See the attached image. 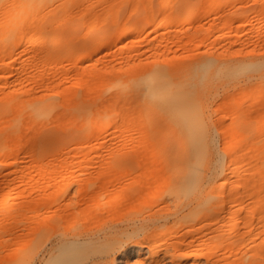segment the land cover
I'll return each mask as SVG.
<instances>
[{"label": "rangeland", "instance_id": "1", "mask_svg": "<svg viewBox=\"0 0 264 264\" xmlns=\"http://www.w3.org/2000/svg\"><path fill=\"white\" fill-rule=\"evenodd\" d=\"M22 31L38 44H18ZM153 69L160 111L139 84ZM193 108L202 161L176 191ZM193 195L192 210L173 208ZM43 204L117 224L91 252L163 226L161 264H264V0H0V225L18 233ZM161 249L144 248V264Z\"/></svg>", "mask_w": 264, "mask_h": 264}, {"label": "bare ground", "instance_id": "2", "mask_svg": "<svg viewBox=\"0 0 264 264\" xmlns=\"http://www.w3.org/2000/svg\"><path fill=\"white\" fill-rule=\"evenodd\" d=\"M33 1L36 0H26L28 3H32ZM4 30L8 35L14 33L12 28ZM27 35L28 32L25 31L18 33V44H28L31 46L38 44L36 40L28 39ZM208 65V63L203 64L205 66V74L209 72ZM140 81L142 95L149 100V107L158 111L163 110L164 102L169 97L165 91L167 84L164 83V74L160 70L153 69ZM174 86L177 88L182 87L179 84H174ZM185 92H180V90L174 92L175 98L182 101V110L188 105L187 94ZM32 107L34 112L38 114L44 109L41 104L32 105ZM192 110L194 115L188 116L183 121L187 128V133L185 134L187 142L181 148V150L188 151L189 156L187 155L188 157L185 159L184 157H177V161L174 162L176 172L169 185L176 191L183 190L195 182L198 174L199 160L202 161L197 156L200 148L193 141V133L189 127L190 120L199 118L200 112L197 113L194 108ZM201 185L202 183L199 182L197 191L202 187ZM66 191L68 189L62 191L63 196L61 197H66ZM170 200L173 208L176 211L182 212L183 210H192L196 203H198L199 197L198 195H193L182 200L178 196H173ZM39 207L40 210L35 209L34 215L26 214L29 209L25 210L18 233L7 230L3 224L0 225V241L4 243L0 264H144L143 259H141V252L146 247H150V255L156 254L155 250L157 247L162 248L161 253L163 258L155 257L152 259L151 264H161V261L164 259V243L165 240L170 239V236L166 237L164 235L163 226L160 229L146 231L142 240L134 244L129 245L126 243L125 245H121V242L118 244L115 242L117 246L112 247V250L110 249L106 253H102L104 251L101 250L91 252L88 250L91 246L94 247L95 244L100 242L105 243L108 241V238L115 240L116 234H118L117 224L103 223L96 225L91 222L79 223L76 218L78 210L70 204H67L64 211L53 209L52 204L48 209L44 207V204ZM6 213L7 210L1 208L0 219L8 215ZM43 214L45 216H42ZM149 221V219L146 221V218H142L138 220V226L144 230L143 226ZM126 225L127 227H135L136 223L132 221ZM101 247H103L102 244ZM171 256L173 257L174 253H171ZM132 260L135 261L133 262Z\"/></svg>", "mask_w": 264, "mask_h": 264}]
</instances>
